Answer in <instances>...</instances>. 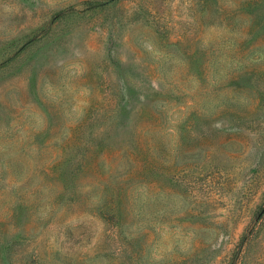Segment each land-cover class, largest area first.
I'll list each match as a JSON object with an SVG mask.
<instances>
[{"label":"rangeland","instance_id":"rangeland-1","mask_svg":"<svg viewBox=\"0 0 264 264\" xmlns=\"http://www.w3.org/2000/svg\"><path fill=\"white\" fill-rule=\"evenodd\" d=\"M0 264H264V0H0Z\"/></svg>","mask_w":264,"mask_h":264}]
</instances>
